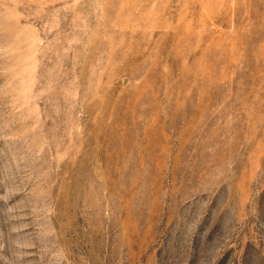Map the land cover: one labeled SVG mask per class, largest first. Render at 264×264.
<instances>
[{"label": "rangeland", "instance_id": "rangeland-1", "mask_svg": "<svg viewBox=\"0 0 264 264\" xmlns=\"http://www.w3.org/2000/svg\"><path fill=\"white\" fill-rule=\"evenodd\" d=\"M0 264H264V0H0Z\"/></svg>", "mask_w": 264, "mask_h": 264}, {"label": "bare ground", "instance_id": "bare-ground-1", "mask_svg": "<svg viewBox=\"0 0 264 264\" xmlns=\"http://www.w3.org/2000/svg\"><path fill=\"white\" fill-rule=\"evenodd\" d=\"M189 26V25H188ZM177 28V27H176ZM179 30V29H178ZM173 31V30H172ZM186 32V31H185ZM174 33V32H173ZM181 34V33H180ZM195 35V34H194ZM215 49V48H214ZM200 53H202V52H200ZM205 54H206V52H205ZM203 55V54H202ZM208 63V62H207ZM137 93V92H136ZM140 107V106H139ZM138 111H140V110H138ZM138 115V114H137ZM138 121V120H137ZM137 123V122H136ZM117 131V130H116ZM133 131V130H132ZM149 131V130H148ZM128 132H129V130H128ZM158 132V131H157ZM131 133V132H130ZM133 133V132H132ZM128 134V133H127ZM141 135V134H140ZM143 136V135H142ZM125 137H128V136H125ZM130 138V137H129ZM125 139V138H124ZM123 139V140H124ZM134 139V138H133ZM128 140V139H127ZM131 140H132V138H131ZM130 140V141H131ZM135 140V139H134ZM137 140V139H136ZM153 140V139H152ZM156 140V139H155ZM144 141V140H143ZM150 142V141H149ZM127 143V142H126ZM134 143V142H133ZM135 143H136V141H135ZM143 143V142H142ZM129 144V143H128ZM133 145V144H132ZM148 145H150L149 143H148ZM141 147V146H140ZM133 148V147H132ZM126 149V148H125ZM154 150V149H153ZM143 151V150H142ZM153 152V151H152ZM123 153V152H122ZM137 153V152H136ZM139 153V152H138ZM144 154V153H143ZM154 154H155V152H154ZM137 155H139V154H137ZM115 156V155H114ZM125 156V155H124ZM156 156V155H155ZM128 157V156H127ZM147 158V157H146ZM118 159V158H117ZM151 158H149V160H150ZM125 160V159H124ZM118 161V160H117ZM127 161V160H126ZM129 161V160H128ZM125 162V161H124ZM139 162V161H138ZM127 163V162H126ZM125 165V164H124ZM120 170V169H119Z\"/></svg>", "mask_w": 264, "mask_h": 264}]
</instances>
